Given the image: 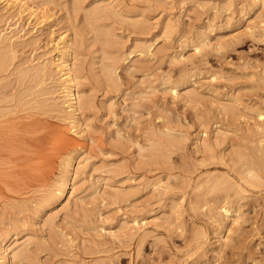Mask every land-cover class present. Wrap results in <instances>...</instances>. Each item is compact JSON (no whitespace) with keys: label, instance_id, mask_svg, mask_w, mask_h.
I'll return each mask as SVG.
<instances>
[{"label":"rangeland","instance_id":"374dc122","mask_svg":"<svg viewBox=\"0 0 264 264\" xmlns=\"http://www.w3.org/2000/svg\"><path fill=\"white\" fill-rule=\"evenodd\" d=\"M11 1L0 3V237L18 235L23 254L3 264H264L262 5ZM67 39L84 95L73 120L55 67ZM71 151L74 183L46 199Z\"/></svg>","mask_w":264,"mask_h":264},{"label":"bare ground","instance_id":"6f19581e","mask_svg":"<svg viewBox=\"0 0 264 264\" xmlns=\"http://www.w3.org/2000/svg\"><path fill=\"white\" fill-rule=\"evenodd\" d=\"M2 1H5V0H0V3ZM7 1H11V0H7ZM12 2V1H11ZM21 5V8L23 11H26L27 13H29L30 15H34L35 13V10L36 8L34 7V3L33 2H27V1H24V2H20L19 3ZM256 4H261L262 7L264 8V0H257L256 1ZM260 5V6H261ZM102 9V8H101ZM93 12H96V11H93ZM2 37V36H1ZM10 42L12 43V38L13 36L10 35V37L8 36ZM3 39V38H2ZM5 39V38H4ZM7 39V38H6ZM64 39V38H63ZM8 40V41H9ZM64 41V40H63ZM70 39H67L64 41V45L62 46V50L60 51V57L57 58L59 60V62L56 63L55 67L57 68L58 72L60 73V76H59V82H60V95L58 94V98L60 96V98H62V104H65L67 108H70L67 110V115H68V118H72L73 120V117L75 115H77V113L79 112L78 111V106L80 105V103H82L83 101V97L84 95L82 96V91L80 90L78 84L76 83V73H75V69L73 68L71 62H70V56L72 57L73 55V49L71 48V45H70ZM7 45V44H6ZM11 51H13V47L11 46L10 48ZM14 59V58H13ZM55 62V61H54ZM5 65V63L0 62V67L3 68ZM34 67V66H33ZM26 70V69H25ZM22 72V71H21ZM25 72V71H24ZM27 72V71H26ZM36 74H40L42 73L43 75H46L50 72V66L49 64L47 63H43V64H40V65H37L36 66ZM35 75V74H33ZM52 75V74H51ZM38 77V76H37ZM45 82V81H43ZM39 84V82H38ZM40 85V84H39ZM47 87V86H46ZM52 87V86H51ZM172 89L173 90H176V87L175 86H172ZM48 90V89H47ZM49 93V92H48ZM10 99H12L10 97ZM14 100V99H13ZM4 101V100H3ZM16 101V99H15ZM57 102V101H56ZM31 103V102H30ZM58 103V102H57ZM57 103H51V104H55V106H60L59 104ZM8 104V103H7ZM11 104V103H10ZM27 105V104H26ZM10 106V105H9ZM17 107V106H16ZM65 107V106H63ZM38 108V107H37ZM16 110V109H15ZM25 110V109H24ZM15 112V111H14ZM21 112V111H20ZM27 113V111H26ZM66 113V112H65ZM36 114V113H35ZM80 114V113H79ZM77 115L80 117V115ZM37 115V114H36ZM35 115V116H36ZM64 115V114H63ZM264 115V114H262ZM34 116V117H35ZM75 116V118L77 117ZM66 117V116H65ZM77 117V119L79 118ZM36 118H38V116H36ZM67 118V117H66ZM81 118V117H80ZM61 119V118H60ZM64 118H62L61 120H63ZM75 119V122L76 120ZM71 120V119H69ZM70 122V121H69ZM68 122V123H69ZM72 122V121H71ZM74 123V122H73ZM80 123V122H78ZM77 123V124H78ZM70 124V123H69ZM77 124H74L75 126ZM79 125V124H78ZM65 126V125H64ZM76 128V127H75ZM82 128V127H81ZM74 130V129H72ZM77 130V129H76ZM79 130V129H78ZM83 130V129H82ZM80 131V130H79ZM77 132V133H80V132ZM76 133V131H74ZM83 132V131H81ZM53 134V133H52ZM83 134V133H82ZM82 134H78V135H82ZM68 135V134H67ZM66 135V136H67ZM60 136L64 137V140L67 139V137H65V133H62L60 134ZM75 150V149H74ZM69 152V151H68ZM75 151H71L69 156L66 158L65 162H64V168L62 170V174L60 175V177L57 179L56 183L53 185V188L50 190V193L48 194L47 197H45L46 199H51L52 197H56L58 199H62L64 196L67 195V191H68V188L70 187L71 184L74 183V181H72V177L70 175L71 171H72V168L74 166V160H75ZM42 154V152H41ZM66 157V156H65ZM62 158V157H61ZM30 162V161H29ZM257 175V174H256ZM38 176V175H37ZM251 177V176H250ZM218 180V179H217ZM219 181V180H218ZM218 183V182H217ZM220 185V184H219ZM213 186V185H212ZM211 186V188H212ZM218 186V185H217ZM216 186V187H217ZM241 188V187H240ZM50 189V188H49ZM48 189V190H49ZM214 189V188H213ZM242 189V188H241ZM42 194V193H41ZM41 200V198H40ZM52 200V199H51ZM39 201V200H38ZM50 202V201H49ZM55 202V201H54ZM38 203V202H37ZM45 202H42L41 204H43ZM48 205V204H47ZM37 206V205H36ZM35 206V207H36ZM43 207V206H42ZM38 208V207H37ZM45 208V207H44ZM52 208V207H51ZM226 211V214L229 215L228 213L229 210L228 209H225ZM231 215V214H230ZM14 235L12 236H8V234L4 235L3 237H0V264H3V262H7L8 260V255H9V249H11L12 251V254H13V257L16 258L20 255L23 254V248H18L19 246L17 245V238H18V235H15V237H13ZM14 242V244L12 245V247H10V244H12ZM19 243V242H18Z\"/></svg>","mask_w":264,"mask_h":264}]
</instances>
